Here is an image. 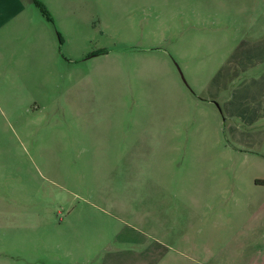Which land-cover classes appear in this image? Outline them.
Wrapping results in <instances>:
<instances>
[{"label": "rangeland", "instance_id": "1", "mask_svg": "<svg viewBox=\"0 0 264 264\" xmlns=\"http://www.w3.org/2000/svg\"><path fill=\"white\" fill-rule=\"evenodd\" d=\"M27 1L0 15V264H264V0Z\"/></svg>", "mask_w": 264, "mask_h": 264}, {"label": "crops", "instance_id": "2", "mask_svg": "<svg viewBox=\"0 0 264 264\" xmlns=\"http://www.w3.org/2000/svg\"><path fill=\"white\" fill-rule=\"evenodd\" d=\"M30 6H31V2H29L27 0H0V15H4V17L2 18L3 20H8V19L13 20L17 17L23 16L25 13L28 15V12L30 11ZM37 36H38V34H36V36L32 35L33 39H34V37L36 38ZM37 40H38V37H37L36 41ZM19 50H20V53L23 54V52H21V49H19ZM36 53L38 54V48L36 49ZM262 54H264V52H262ZM262 64H264V61L259 62V63H255V64H249V66L255 67L258 65H262ZM244 67H247V66L244 65ZM249 69H251V68H249ZM240 70H248V68H240ZM231 75H233V72L231 74L227 75V79L230 78ZM219 76H220V74L218 73V75H216L215 78H217ZM261 100L264 101V96H262ZM262 101L260 102V106L258 109V116L261 118H264V103H262ZM69 108H71L70 103H69ZM77 118H78V116H77ZM129 144L130 143L128 141H125L123 145H129ZM253 187L256 189L264 188V179H262L260 177L254 178ZM194 193L201 194L199 189L195 190ZM262 208H264V204L259 205L257 209L260 210ZM261 223H262V221L259 222V224H258L259 226L258 225L254 226L255 228H257V231L255 233L252 232L250 234V236H249L250 239L255 240V238L258 239V238L262 237V234L259 235V233H258V229L259 228L261 229V226L264 225Z\"/></svg>", "mask_w": 264, "mask_h": 264}, {"label": "trees", "instance_id": "3", "mask_svg": "<svg viewBox=\"0 0 264 264\" xmlns=\"http://www.w3.org/2000/svg\"><path fill=\"white\" fill-rule=\"evenodd\" d=\"M33 2H34V4H35L37 7L41 8L42 10H44V9H43V6H42L39 2L34 1V0H33ZM47 19H48L49 21H51V19L49 18L48 15H47Z\"/></svg>", "mask_w": 264, "mask_h": 264}]
</instances>
